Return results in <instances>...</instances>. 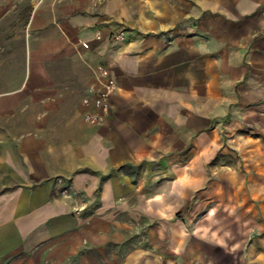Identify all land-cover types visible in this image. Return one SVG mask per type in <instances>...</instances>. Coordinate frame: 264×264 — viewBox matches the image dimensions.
Instances as JSON below:
<instances>
[{
	"label": "crops",
	"instance_id": "1",
	"mask_svg": "<svg viewBox=\"0 0 264 264\" xmlns=\"http://www.w3.org/2000/svg\"><path fill=\"white\" fill-rule=\"evenodd\" d=\"M57 8L34 7L22 79L0 89V264H31L63 219L113 221L112 208L129 204L133 168L164 172L159 160L188 157L167 166L178 173L179 198L180 174L196 188L224 141L264 160V0H180L170 13L160 0H124V25ZM98 63L117 88L93 124L81 100ZM25 109L39 111L2 116ZM263 194L254 204H264ZM150 202L169 201L158 192ZM170 227L151 234L164 252L182 255L173 264H229L212 249L191 255Z\"/></svg>",
	"mask_w": 264,
	"mask_h": 264
},
{
	"label": "rangeland",
	"instance_id": "2",
	"mask_svg": "<svg viewBox=\"0 0 264 264\" xmlns=\"http://www.w3.org/2000/svg\"><path fill=\"white\" fill-rule=\"evenodd\" d=\"M160 1L165 4V12L170 13L173 4H179L180 0ZM50 2L58 7L56 11L61 15L83 10L108 15V22L124 25L119 18L123 15L124 0H0V89H8L22 79L24 43L28 38L32 10L39 5L48 8ZM114 3L116 13L108 14ZM38 111L25 109L2 116H34ZM6 127L17 128L14 125ZM223 143L208 162V172L202 174L196 188L184 187L182 181L186 180V174H180L182 186L176 191L179 198L172 192L173 177L178 173L171 170V165L173 160L182 164L188 157L159 160L156 164L164 167V172L156 171V166L148 171L133 168V186L130 195L127 194L130 201L127 206L112 208L116 209L115 222L101 219L77 225L75 219H63L56 227L58 234L33 252L31 264L183 262L182 255L178 257L164 252L162 237L151 234L162 223L173 225L169 233H177V243L186 250L191 249V255H201L202 251L212 249L219 258H227L229 264H264V204H254L260 200L254 196L264 193V173L250 170L253 165L263 169V157L244 156L236 146L226 141ZM169 165L171 168L167 167ZM158 192L166 196L167 204L150 202ZM86 208L93 211L92 204ZM101 216L104 218L103 214ZM147 233L151 234L150 237ZM216 246L225 247L226 251L220 247L216 249ZM176 250L181 251L180 248ZM2 264L30 263L10 260Z\"/></svg>",
	"mask_w": 264,
	"mask_h": 264
},
{
	"label": "built area",
	"instance_id": "3",
	"mask_svg": "<svg viewBox=\"0 0 264 264\" xmlns=\"http://www.w3.org/2000/svg\"><path fill=\"white\" fill-rule=\"evenodd\" d=\"M91 71L94 82L87 86L82 98V104L87 108L84 120L98 124L110 109V96L117 88V80L108 68L101 64H96Z\"/></svg>",
	"mask_w": 264,
	"mask_h": 264
}]
</instances>
